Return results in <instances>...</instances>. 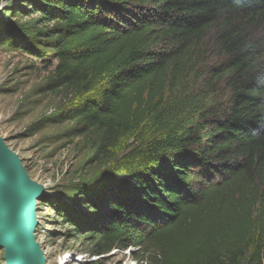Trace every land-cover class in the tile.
Here are the masks:
<instances>
[{
	"label": "trees",
	"instance_id": "16d2710c",
	"mask_svg": "<svg viewBox=\"0 0 264 264\" xmlns=\"http://www.w3.org/2000/svg\"><path fill=\"white\" fill-rule=\"evenodd\" d=\"M20 3L38 23L6 46L52 54L43 92L72 107L50 121L97 137L82 209L62 214L92 254L263 264L264 0Z\"/></svg>",
	"mask_w": 264,
	"mask_h": 264
},
{
	"label": "rangeland",
	"instance_id": "374dc122",
	"mask_svg": "<svg viewBox=\"0 0 264 264\" xmlns=\"http://www.w3.org/2000/svg\"><path fill=\"white\" fill-rule=\"evenodd\" d=\"M20 1L0 0V138L21 159L31 180L45 188V200L37 201L41 205L34 234L45 239L47 264H141L134 258L138 250L134 245L104 256L92 254L93 244L75 235L62 218L73 208L82 209L74 199L101 167L93 161L97 137L74 134L76 125L70 121H50L72 107L67 93L43 92L57 64L52 54L42 60L6 46L20 28L38 23V16L18 12ZM133 149L126 144L119 155ZM80 256H85L83 261ZM0 264H7L3 247Z\"/></svg>",
	"mask_w": 264,
	"mask_h": 264
},
{
	"label": "water",
	"instance_id": "95a60500",
	"mask_svg": "<svg viewBox=\"0 0 264 264\" xmlns=\"http://www.w3.org/2000/svg\"><path fill=\"white\" fill-rule=\"evenodd\" d=\"M45 188L33 182L21 159L0 138V248L7 264H47L36 246L37 201Z\"/></svg>",
	"mask_w": 264,
	"mask_h": 264
},
{
	"label": "bare ground",
	"instance_id": "6f19581e",
	"mask_svg": "<svg viewBox=\"0 0 264 264\" xmlns=\"http://www.w3.org/2000/svg\"><path fill=\"white\" fill-rule=\"evenodd\" d=\"M38 235L35 234L36 246L39 247L41 250H43L44 249L43 246H44V243H45V239H44L43 235H41V234L39 236Z\"/></svg>",
	"mask_w": 264,
	"mask_h": 264
},
{
	"label": "built area",
	"instance_id": "2783aa9c",
	"mask_svg": "<svg viewBox=\"0 0 264 264\" xmlns=\"http://www.w3.org/2000/svg\"><path fill=\"white\" fill-rule=\"evenodd\" d=\"M39 219V217H37ZM37 231V229H36ZM35 235V234H34ZM69 258V257H68ZM85 258V256H80V258H78L79 261H83V259ZM137 261V260H136ZM138 262V261H137Z\"/></svg>",
	"mask_w": 264,
	"mask_h": 264
}]
</instances>
